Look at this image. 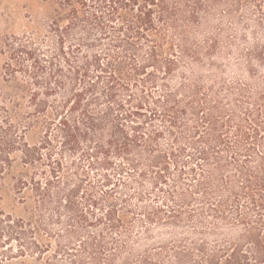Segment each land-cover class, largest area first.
<instances>
[{"label":"trees","instance_id":"16d2710c","mask_svg":"<svg viewBox=\"0 0 264 264\" xmlns=\"http://www.w3.org/2000/svg\"><path fill=\"white\" fill-rule=\"evenodd\" d=\"M42 6L1 39L0 264H264V0Z\"/></svg>","mask_w":264,"mask_h":264},{"label":"rangeland","instance_id":"374dc122","mask_svg":"<svg viewBox=\"0 0 264 264\" xmlns=\"http://www.w3.org/2000/svg\"><path fill=\"white\" fill-rule=\"evenodd\" d=\"M43 0H0V49L1 39L9 33H22L34 18L44 17ZM33 17V18H32ZM5 57L0 54V70ZM11 199H6L4 206L9 209Z\"/></svg>","mask_w":264,"mask_h":264}]
</instances>
